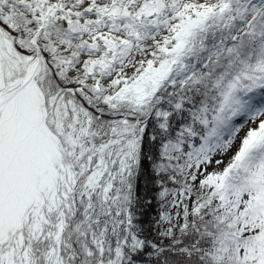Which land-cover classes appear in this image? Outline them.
I'll list each match as a JSON object with an SVG mask.
<instances>
[{
    "label": "snow or ice",
    "instance_id": "snow-or-ice-1",
    "mask_svg": "<svg viewBox=\"0 0 264 264\" xmlns=\"http://www.w3.org/2000/svg\"><path fill=\"white\" fill-rule=\"evenodd\" d=\"M0 264H264V0H0Z\"/></svg>",
    "mask_w": 264,
    "mask_h": 264
}]
</instances>
